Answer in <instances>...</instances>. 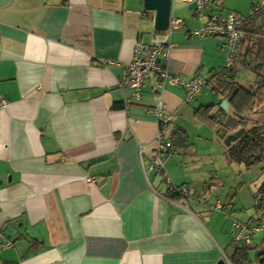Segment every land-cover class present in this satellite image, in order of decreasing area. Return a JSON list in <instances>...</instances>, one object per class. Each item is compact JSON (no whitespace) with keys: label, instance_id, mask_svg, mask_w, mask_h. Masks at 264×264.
<instances>
[{"label":"crops","instance_id":"1","mask_svg":"<svg viewBox=\"0 0 264 264\" xmlns=\"http://www.w3.org/2000/svg\"><path fill=\"white\" fill-rule=\"evenodd\" d=\"M210 1L200 20L196 0H173L171 20L183 27L160 58L169 74L213 85L189 103L181 88L159 89L156 74L141 100L129 102L135 91L123 78L137 43L162 33L145 0H0V264H233V221L254 226L259 211L240 193H218L222 166L240 163L215 135L220 127L197 112L214 106L211 114L221 116L228 101L230 114V92L214 74L227 52L224 39L189 31L211 15L246 18L230 76L255 92L257 120L264 108V9L251 15L257 0ZM158 97L174 117L167 174L194 191L190 200L169 201L165 178L140 155L158 133ZM223 128L224 139L242 129ZM217 204L225 213L210 208ZM263 255L264 229L252 238L249 264Z\"/></svg>","mask_w":264,"mask_h":264},{"label":"built area","instance_id":"2","mask_svg":"<svg viewBox=\"0 0 264 264\" xmlns=\"http://www.w3.org/2000/svg\"><path fill=\"white\" fill-rule=\"evenodd\" d=\"M45 2L50 0H43ZM197 16L200 20H204L205 10L210 8V0H196ZM264 9V0H257L252 8L251 15H255ZM203 22L199 29L189 31L191 36L206 38L217 37L224 39L223 49L227 52L226 63L222 70L214 73L215 76H223L226 81L231 77L230 73L234 70L239 52L244 40V24L246 18L235 12H228L226 14L211 15ZM183 27V21L180 19H173L170 22V27L166 32L157 33L154 35L149 43L138 42L135 50V55L132 61L126 68L123 84L129 85L134 89L135 93L129 102H139L141 100L142 91L149 80L151 74H156L158 80V88L163 89L165 84H170L181 88L187 93V102H192L197 95L205 88H213V85L198 77L194 80L187 81L184 78L169 74L160 64V58L167 54L171 48V37L176 29ZM156 116L158 119L159 129L158 133L151 145H141L140 155L144 157L149 155L151 159L150 171L165 178L167 193L165 197L173 202L172 195L190 200L194 198V191L185 186L175 185L169 175L167 174L166 164L168 154L172 151L174 143L169 134V128L174 121V117L167 112L165 102L161 97H158L156 105ZM92 180V179H91ZM264 197V190L256 197V206L258 207L261 199ZM204 204L206 201L202 198ZM215 211L225 213V208L220 205L210 206ZM264 229V215L260 212L257 217L256 225L250 226L240 221L234 220L232 224L233 241L237 249L250 248L252 245V238L255 233ZM1 243V237H0ZM226 264H231L228 260Z\"/></svg>","mask_w":264,"mask_h":264},{"label":"trees","instance_id":"3","mask_svg":"<svg viewBox=\"0 0 264 264\" xmlns=\"http://www.w3.org/2000/svg\"><path fill=\"white\" fill-rule=\"evenodd\" d=\"M229 90L231 111L230 114L220 111L218 114H211L214 106L202 107L197 112V117L206 124L214 127H225L232 130L236 127L246 129V133L230 147H228V157L232 162H237L246 166L247 169L264 164V144L258 123L252 118L254 113L256 94L252 90L244 89L231 82V77L226 81L222 79ZM264 187L259 191H263ZM179 197L172 195V198ZM257 210L264 215V197L261 199ZM264 264V255L261 257ZM233 264H249V248L237 249L232 259Z\"/></svg>","mask_w":264,"mask_h":264},{"label":"rangeland","instance_id":"4","mask_svg":"<svg viewBox=\"0 0 264 264\" xmlns=\"http://www.w3.org/2000/svg\"><path fill=\"white\" fill-rule=\"evenodd\" d=\"M210 93L212 94V91ZM256 118L258 122L264 121V108L258 110ZM190 130L193 134L195 129L190 126ZM216 134L217 131H215V135ZM192 139L194 143H197L194 135L192 136ZM218 144L220 143L218 142ZM214 159L217 158L214 157ZM206 161L207 159L205 158L200 160L203 165L204 163L209 164ZM218 175L220 176L219 181L217 180L219 184L217 188L219 194L230 192L232 194V198H234L236 194L240 193L241 197L244 196V201L247 203V205L250 204V210H256V197L260 193H257L255 196L256 190L259 191L264 186V164L251 169H246V167L242 164H227L222 166V170L218 173ZM251 190H254V193H251Z\"/></svg>","mask_w":264,"mask_h":264},{"label":"water","instance_id":"5","mask_svg":"<svg viewBox=\"0 0 264 264\" xmlns=\"http://www.w3.org/2000/svg\"><path fill=\"white\" fill-rule=\"evenodd\" d=\"M172 4L173 0H145V9L156 13L155 18V30L158 32H166L170 27V22L172 18ZM226 112L229 111L228 101H224L221 106ZM221 115V114H220ZM222 134L217 132V137L220 141L225 140L227 147H230L233 143L238 141L245 133L246 129L243 128L237 133L228 135L224 139V135H227V130L223 127H220ZM218 264H226L224 260L220 261Z\"/></svg>","mask_w":264,"mask_h":264},{"label":"flooded vegetation","instance_id":"6","mask_svg":"<svg viewBox=\"0 0 264 264\" xmlns=\"http://www.w3.org/2000/svg\"><path fill=\"white\" fill-rule=\"evenodd\" d=\"M258 123V127L261 128V134H262V138H263V144H264V121L263 122H258L257 120H255ZM243 129V128H242Z\"/></svg>","mask_w":264,"mask_h":264}]
</instances>
